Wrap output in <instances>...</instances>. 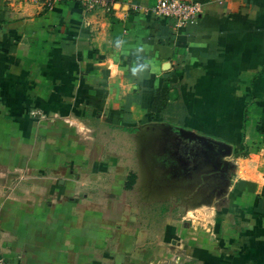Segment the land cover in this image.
I'll return each mask as SVG.
<instances>
[{
  "label": "crops",
  "instance_id": "obj_1",
  "mask_svg": "<svg viewBox=\"0 0 264 264\" xmlns=\"http://www.w3.org/2000/svg\"><path fill=\"white\" fill-rule=\"evenodd\" d=\"M193 1L0 0L1 264H264V0Z\"/></svg>",
  "mask_w": 264,
  "mask_h": 264
},
{
  "label": "built area",
  "instance_id": "obj_2",
  "mask_svg": "<svg viewBox=\"0 0 264 264\" xmlns=\"http://www.w3.org/2000/svg\"><path fill=\"white\" fill-rule=\"evenodd\" d=\"M47 9H52L57 3L72 2L87 9H100L111 12L117 0H43ZM155 17L173 19L177 26H184L196 21L201 13V6L193 0H156L150 10ZM0 259V264H1Z\"/></svg>",
  "mask_w": 264,
  "mask_h": 264
},
{
  "label": "rangeland",
  "instance_id": "obj_3",
  "mask_svg": "<svg viewBox=\"0 0 264 264\" xmlns=\"http://www.w3.org/2000/svg\"><path fill=\"white\" fill-rule=\"evenodd\" d=\"M2 257L0 256V259H1Z\"/></svg>",
  "mask_w": 264,
  "mask_h": 264
}]
</instances>
